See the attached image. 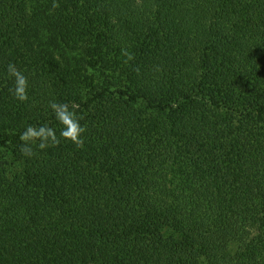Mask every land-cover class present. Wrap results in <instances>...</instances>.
<instances>
[{
  "label": "trees",
  "instance_id": "1",
  "mask_svg": "<svg viewBox=\"0 0 264 264\" xmlns=\"http://www.w3.org/2000/svg\"><path fill=\"white\" fill-rule=\"evenodd\" d=\"M55 3L0 0V264H264V0Z\"/></svg>",
  "mask_w": 264,
  "mask_h": 264
},
{
  "label": "clouds",
  "instance_id": "2",
  "mask_svg": "<svg viewBox=\"0 0 264 264\" xmlns=\"http://www.w3.org/2000/svg\"><path fill=\"white\" fill-rule=\"evenodd\" d=\"M53 7H59V5L55 3V0ZM122 54L125 55L128 60L134 59L127 50H122ZM7 73L9 78H14V87L9 89V91L16 100L22 103L28 102L30 99L28 95V76L13 63H9ZM49 107L55 114L56 120L63 126L59 137L57 136L56 130L46 124L40 125L39 127L28 125L19 137L22 141L19 151L23 156L33 158L37 155L35 149L45 150L50 147H58L61 143V138L72 142L78 149L84 147L85 141L83 134L87 129L79 122L82 117L77 115V106L75 104L69 105L68 103L52 101ZM33 146H35V149Z\"/></svg>",
  "mask_w": 264,
  "mask_h": 264
}]
</instances>
